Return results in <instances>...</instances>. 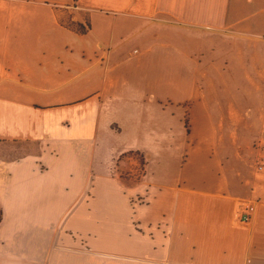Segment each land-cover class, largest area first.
<instances>
[{"label":"crops","instance_id":"crops-1","mask_svg":"<svg viewBox=\"0 0 264 264\" xmlns=\"http://www.w3.org/2000/svg\"><path fill=\"white\" fill-rule=\"evenodd\" d=\"M217 52L260 89L264 0H0V264H264V100L207 94Z\"/></svg>","mask_w":264,"mask_h":264},{"label":"rangeland","instance_id":"rangeland-1","mask_svg":"<svg viewBox=\"0 0 264 264\" xmlns=\"http://www.w3.org/2000/svg\"><path fill=\"white\" fill-rule=\"evenodd\" d=\"M46 27H47L48 31L54 30V28H52V26H50L49 24H47ZM38 30H40V26L39 25H38ZM167 31H169V30H167ZM199 38H201V37H199V36L197 37V44H196V46L198 48L203 46V41L200 40ZM67 42L71 44V47H74V45L72 43H74L75 40L70 38V39L67 40ZM86 42L89 43V44L91 43L89 40H86ZM219 42H220V40H217V47H219V45H220ZM245 45H246V43H244L243 46L245 47ZM21 52L23 53L24 50L21 49ZM22 53H19V55L22 58V62L25 61L28 64H32V61H33L32 58L33 57H28L26 55H23ZM217 53H218L217 55L213 56V58H214L213 60H214V64H216L218 66V70H216V71L214 70V72L210 73V75H211L210 78H209L210 86L207 87V91H208L207 94L210 95L212 98L214 96V97H217L218 99L223 98V97H227V98H229V97L252 98L254 96V97H261V99L263 101L264 100V86H263L264 84H262V86L258 90L259 92L256 91V89L254 90V88H250V87L247 86V83H248L247 79H245L244 88L243 89L242 88H239V89L227 88V87L223 86L224 77H226V75L228 74V80H232V79H234V77H233L234 72H231V71L221 72V70L219 71V68L224 63H222V61L220 59L219 52H217ZM71 57H73V56H71ZM222 76H223V78H222ZM260 80H261V83H264V72H261ZM252 118H254L256 120L255 121V125H256V132L255 133L259 132V135H262L261 139L264 141V134H262L263 132H262V127H261V125L263 123V120H261V118L257 119L255 117H250L246 121H237V122L238 123L251 122ZM227 122L229 124H232L233 121H227ZM216 124L219 126V122H216ZM228 139H229V142L231 143V138L228 137ZM1 149H6V151L9 152V155H7L5 153L6 156H8V157H11V155H13L14 151L16 152V149L14 150V148L13 147L11 148L10 146H3ZM121 159L123 161V157ZM141 160L142 159L139 156H137V153L136 154L130 153V157L126 160V162H131L132 161V162H135V164L131 165V168H129V169H126V170L124 169V171H123V166L119 165V167H120L119 169L122 172L121 173L122 176L128 177L129 179L132 178L133 181H136V178H134V177L139 176V175L142 174V165H141L142 161ZM169 165L172 166V163L169 162ZM149 169H150V175H151L152 179L162 178V179L165 180L170 175V172L173 171L172 167H168V162L167 161L164 162V164H161V162H159L157 164V162L152 161L151 162V166H150ZM175 171H177V170L175 169ZM163 172H164V174H162ZM129 174H132V176L129 177L128 176ZM0 221H1V216H0Z\"/></svg>","mask_w":264,"mask_h":264},{"label":"built area","instance_id":"built-area-1","mask_svg":"<svg viewBox=\"0 0 264 264\" xmlns=\"http://www.w3.org/2000/svg\"><path fill=\"white\" fill-rule=\"evenodd\" d=\"M264 169V159H262V161L260 162V164L258 165V170L262 171ZM247 217L245 218L246 221H248L249 219V215L246 213Z\"/></svg>","mask_w":264,"mask_h":264}]
</instances>
